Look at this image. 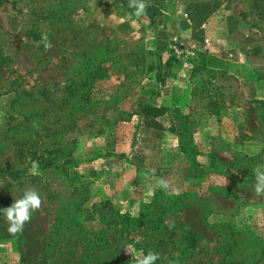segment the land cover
Instances as JSON below:
<instances>
[{"label":"rangeland","instance_id":"1","mask_svg":"<svg viewBox=\"0 0 264 264\" xmlns=\"http://www.w3.org/2000/svg\"><path fill=\"white\" fill-rule=\"evenodd\" d=\"M148 1L0 2V264H264V0Z\"/></svg>","mask_w":264,"mask_h":264},{"label":"clouds","instance_id":"2","mask_svg":"<svg viewBox=\"0 0 264 264\" xmlns=\"http://www.w3.org/2000/svg\"><path fill=\"white\" fill-rule=\"evenodd\" d=\"M149 5L146 0H129V7L135 9L134 15L141 17L146 14V9ZM44 47L48 49L51 47L47 42V37H43ZM39 168L38 162L32 161L30 172L36 174ZM256 183L254 186V194L257 197L264 196V165H258L253 169ZM156 187L165 191L169 189V182L165 179H158L156 181ZM172 194V193H170ZM42 198L38 191L34 188L25 190L23 196L19 199H15V202L10 206L0 210L6 218V222L9 225L7 231L10 235H16L22 233L26 223H29L32 219V214L42 207ZM174 227V223L169 225V228ZM160 259L158 253L149 251L146 255L141 254L136 259V264H155Z\"/></svg>","mask_w":264,"mask_h":264},{"label":"built area","instance_id":"3","mask_svg":"<svg viewBox=\"0 0 264 264\" xmlns=\"http://www.w3.org/2000/svg\"><path fill=\"white\" fill-rule=\"evenodd\" d=\"M205 42L207 39L204 40ZM172 52L175 55V57L178 59V62L180 63V66L182 69H187L191 66V62L195 60L196 57V48L192 46H176L173 45Z\"/></svg>","mask_w":264,"mask_h":264},{"label":"trees","instance_id":"4","mask_svg":"<svg viewBox=\"0 0 264 264\" xmlns=\"http://www.w3.org/2000/svg\"><path fill=\"white\" fill-rule=\"evenodd\" d=\"M1 1H2V0H0V2H1ZM121 1L124 2L125 5H129V0H121ZM146 3L149 5V6L147 7V9H146V13H148L149 10H150L152 7H151V4H150V2H149L148 0H146ZM5 60H6L5 55L2 54V53L0 52V64H3V63L5 62ZM158 63H159V61H158ZM156 73H157L156 77L159 78V70L156 71ZM141 112H142V114H143L144 116H148V115H157V114H159V108H158V107L143 106V107L141 108Z\"/></svg>","mask_w":264,"mask_h":264}]
</instances>
